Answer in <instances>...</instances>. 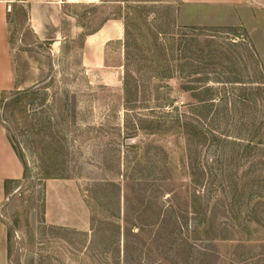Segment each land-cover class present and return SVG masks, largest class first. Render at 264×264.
<instances>
[{"label": "rangeland", "instance_id": "rangeland-1", "mask_svg": "<svg viewBox=\"0 0 264 264\" xmlns=\"http://www.w3.org/2000/svg\"><path fill=\"white\" fill-rule=\"evenodd\" d=\"M10 46L9 264H264V0H14Z\"/></svg>", "mask_w": 264, "mask_h": 264}, {"label": "crops", "instance_id": "crops-1", "mask_svg": "<svg viewBox=\"0 0 264 264\" xmlns=\"http://www.w3.org/2000/svg\"><path fill=\"white\" fill-rule=\"evenodd\" d=\"M100 0H20L34 13L39 14L43 9L58 10L66 5L97 4ZM181 4L190 7H217L232 8L241 4L244 0H178ZM14 0H0V101L4 93L14 87V71L12 52L10 46V13ZM121 39L119 24L104 27L98 32L87 36L86 44L95 49L99 45H106L111 41ZM23 176V168L18 160L6 132L0 123V210L8 195V185L19 181ZM45 219L47 223L56 225L52 221L51 205L47 203ZM0 264H9L8 256V229L1 220L0 215Z\"/></svg>", "mask_w": 264, "mask_h": 264}, {"label": "trees", "instance_id": "trees-1", "mask_svg": "<svg viewBox=\"0 0 264 264\" xmlns=\"http://www.w3.org/2000/svg\"><path fill=\"white\" fill-rule=\"evenodd\" d=\"M186 91H193V93H197V96L199 94H208V98H203V99H199L197 102V105L199 108H205L207 105L212 104L215 100H218L219 102L223 103V104H227L228 101H230L231 99L229 98V94H214V91L211 87H209L208 85H201L198 86L192 90H186ZM236 100H242L245 101L246 98H243V96H235ZM256 141V138L252 137L251 140H249V143H254Z\"/></svg>", "mask_w": 264, "mask_h": 264}]
</instances>
